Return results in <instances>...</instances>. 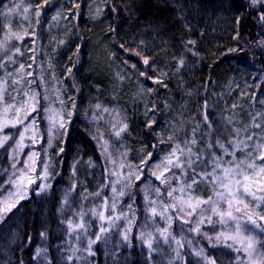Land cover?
I'll use <instances>...</instances> for the list:
<instances>
[{
  "label": "trees",
  "instance_id": "1",
  "mask_svg": "<svg viewBox=\"0 0 264 264\" xmlns=\"http://www.w3.org/2000/svg\"><path fill=\"white\" fill-rule=\"evenodd\" d=\"M19 2L20 0H0V10L6 11L5 6L11 7ZM29 2L32 7V29L36 36H26L23 41H12V44L20 47L22 54L16 56L15 64L0 69V77H4L6 72L15 74L21 64L25 65L24 71L33 75L24 78L35 80L31 87L40 94V103L45 108H60L61 112L65 111L68 134L55 136L49 147L47 123L45 118L41 121V116L46 117L47 114L41 110V115L37 116L39 133L36 135V142L33 143V133H29L27 141L31 144H26L25 151L28 148L35 150L40 153L39 162L43 159L51 164L52 178L48 183L52 188L44 197L21 201V211L11 216L7 224L0 228L4 237L0 239V246L3 248L0 252V264H19L21 259L25 264H48V260L54 264H62L58 246H66L68 237L66 225L60 223L57 208L65 189H71L73 183L78 184L70 192L69 198L75 202L76 208L83 205L85 211L94 206H102L105 195L109 205L112 203L111 187L105 188V195L99 198L91 195L99 191L102 184L107 183L106 169H113L111 163H105L101 152L104 141L108 142L110 159L115 161L114 170L124 174V168L130 171L128 165L133 169L141 167V161L145 158L142 149L144 153L150 152L153 151V144H158L157 160L171 151L172 143L168 142V136L172 134L173 124L179 128L181 121L184 122V131L178 133L180 142H183L186 134L190 137L191 128L196 123L193 118H203L205 101L208 113L217 122L226 108L231 110L233 103L239 107L232 111L244 113L245 121L248 119V112H264V106L259 102L264 100V47L259 45V41L264 39L261 36L264 28L253 19L260 15L261 5L258 4L255 9L248 10L250 14L245 17L241 26L243 39L239 45L233 39L236 31L235 17L240 14L237 8L243 0H232V7H228L229 0H107V3L105 0H51V6L42 10L39 24L35 23L34 10L43 0H24L22 7L28 6ZM190 2L198 4L199 10L188 7ZM180 3L186 6V19H181L177 14L176 5ZM77 4L80 5L79 9L76 8ZM113 5L119 9L118 12L112 11ZM125 5H129L128 12L125 11ZM98 8L101 10L99 15ZM58 12L60 16L53 21V16ZM21 18V15L12 14L14 30L19 31L22 26H27V21L21 24ZM6 22L0 18V31ZM186 24L189 26L186 27ZM141 40L147 45L148 55L155 57V65L147 70L150 76L156 79L161 78V73L165 74L161 85L153 83V79L145 80L140 71L131 67V63H124L131 55V61H139L138 68L144 69L139 57L120 48L124 44L129 49H135ZM189 40L195 41V45L188 44ZM60 41L64 43L60 44ZM237 47L242 50L230 51ZM188 48L198 54L192 55V52L187 51ZM232 56L237 57V60ZM181 57L185 66L178 71ZM8 84L11 85V79ZM164 84L167 86H163ZM22 87L28 89L29 85L25 83ZM149 88L154 91L149 92ZM8 91V103H12L11 97L17 93L11 87ZM114 94L118 99L107 105L108 112L95 107L110 100ZM19 95L23 97V92ZM153 120L157 123H153L150 130L148 125ZM122 123L128 124V130L117 138L109 126H120ZM6 132L19 139L15 129ZM161 139L165 143H159ZM39 140L47 151L57 149L56 155L50 157L37 148ZM98 140L100 144L97 143ZM61 148L64 149L63 152L60 151ZM122 153H126L123 159ZM0 154L5 157L3 150H0ZM237 156L243 158V153H237ZM121 163L126 167L121 169ZM74 164L75 175L72 168ZM0 171L3 172L0 175L1 183L3 177H9L2 158ZM148 175L145 170L142 180L135 181V186L127 190L136 193L133 197L136 212L131 232L133 247L122 241L121 234L129 224L120 219L116 221L118 227H113L107 234V242L101 241L93 245L96 254L89 256L86 251L78 253L84 259L75 264H170V261L175 264L172 249L163 245L162 241L161 249L154 252L153 258L149 260L147 248L142 249L135 239L144 226L143 188L148 184L145 178ZM60 179L64 180L61 184ZM151 179L155 181L154 177ZM158 184L159 181H155V185ZM6 189L7 185L2 190L0 200L6 197ZM197 193H202L206 198L211 195V189L201 186ZM85 196L87 199H84ZM133 199H129L127 195L117 198L116 214H127L128 205L133 203ZM100 210L103 208L100 207ZM110 212L111 208L105 215ZM88 219L91 225L89 231L94 238L101 222L91 215ZM45 226L48 240L42 242L40 231ZM105 226L107 227V222ZM208 228V225L204 226V230ZM219 230L217 225L216 231ZM13 232L18 235V239L15 243H9L13 239ZM173 232L177 237L181 235L178 223L173 225ZM28 235L33 237L32 243L21 251V247L27 244ZM187 235L189 238L195 237L194 233ZM196 240L195 247H205L208 252L218 256L223 264H229L230 261L235 264L237 253L223 246L209 248L208 240L202 236L196 237ZM71 243L76 246L74 239ZM38 246L47 247L48 260L43 256L33 259ZM82 246H87V238H84ZM183 251L189 253L187 259L195 261L196 258L190 255L191 249L185 248ZM254 260L255 264H260L259 258Z\"/></svg>",
  "mask_w": 264,
  "mask_h": 264
},
{
  "label": "snow or ice",
  "instance_id": "2",
  "mask_svg": "<svg viewBox=\"0 0 264 264\" xmlns=\"http://www.w3.org/2000/svg\"><path fill=\"white\" fill-rule=\"evenodd\" d=\"M23 4L24 0H20L19 3H15L11 7L5 6L6 11L0 10V18L7 21L3 23V29L0 31V35H2L0 38V69H6L9 64H15L16 56L22 54L20 47L12 44L13 40L23 41L26 36H36L30 18L31 3L22 7ZM258 4L261 5L260 15L253 19L261 28H264V0H243V3L237 8L240 14L235 17L236 31L233 39L237 41L238 45L243 39L241 26L245 17L250 14L248 10L255 9ZM46 6H51V0H43V3L36 6L34 10L36 24L40 23L42 10ZM232 6V0H229L228 7ZM188 7L199 10V5H193L191 2ZM76 8L79 9L80 5L77 4ZM176 8L178 16L181 19H186V6L180 3L176 5ZM100 11L98 8L97 15ZM112 11L118 12L119 9L113 5ZM125 11H129V5H125ZM12 14L21 15V24L23 25V22L27 21V26H22V30L19 31L14 30L15 21L12 19ZM59 16L58 12L56 16H53V21L57 20ZM112 31L116 30L112 29ZM261 36L264 37V33H261ZM59 43L63 44L64 42L60 41ZM188 44L195 45V41L189 40ZM259 45L264 47V39L259 41ZM120 48L124 52L139 57L144 69L138 68L139 61H131V55L124 60L125 64L131 63V67L140 71L145 80L153 79L147 70L153 68L156 61L154 56L148 55L145 41L141 40L135 49H129L124 44H121ZM239 50L242 49L239 47L230 49V51ZM187 51L192 52V55L198 54L191 48H188ZM78 53L79 47L77 56ZM178 65V71L185 66L183 57L179 60ZM24 69L25 65L21 64L15 74L6 72L4 77H0V150H3L12 161L11 168L13 169L8 180L0 185V195L6 185H11L15 189L14 192L9 193L7 198L0 200V228L7 224L11 216L21 211L23 208L21 201L28 199L31 192H34L37 197H44L52 188V185L48 183V180L52 178L51 164L41 159L40 163L43 168L39 173L33 166L36 159L40 157V153H29V161L32 163L25 161L22 169H18L16 163L18 154L24 148L25 135L30 129L33 130V143L36 142L37 116L41 115V110L47 114L49 147L55 136L68 134L67 123L62 113L56 112L51 107L45 108L40 103V94L31 87L35 80H25L24 78L33 74L25 72ZM68 70L71 72V68ZM164 75L161 73V78L153 79V83L163 84L162 77ZM119 78L123 79V77ZM9 79H11V85L8 84ZM25 83L29 85L28 89H23L22 85ZM9 87L17 93L16 96L11 97L12 103H8ZM148 91L154 90L149 88ZM20 92H23V97H20ZM44 98L47 99L46 96ZM259 102L264 106V100ZM73 107H75L74 101ZM95 107L99 109L101 105L97 104ZM153 107L155 108V106ZM207 107V101H205L202 119L199 116L193 118L196 123L191 128L190 137L186 134L183 142H180L178 133L184 131V122L181 121L179 128L173 124L172 134L168 136V142L172 143L171 151L157 160L158 144H153V151L150 152L144 153L142 149L145 158L141 161V167L133 169L128 165L130 171L126 176L122 172L114 170L115 161L110 159L108 142H103L101 152L105 157V163H111L113 169H106L107 183L102 184L100 190L91 195L99 198L105 195V188L111 187L112 203L109 205L105 195L102 206H94L85 211L83 205L76 208L75 202L70 201L69 198L70 192L74 191L78 184L73 183L71 189H65L57 208V212L60 214V223L66 225L65 231L68 237L66 246L63 244L58 246V251H61L62 264H75L76 261L84 259L83 256L78 255L81 252L86 251L89 256H94L96 253L93 250V245L101 241L107 242V234L113 227H118L116 221L120 219L129 224L121 234L122 241L129 247H133L131 232L136 212L133 197L136 193L127 190L135 186V181L142 180L145 170L149 175L145 177L148 184L143 188L144 226L135 239L139 241L142 249L147 248L149 260L153 258L154 252L161 249L163 244L172 249L175 264H223L218 256L208 252L205 247L194 246L196 237L202 236L208 240L209 248L215 249L223 246L237 253L235 264H255L254 258H259L260 264H264V112H248V119L245 121L244 113L232 111L239 107L233 103L231 110L226 108L217 122L210 116ZM104 111L108 112L109 110L105 108ZM70 115L71 113H69ZM43 119L44 117L41 116V121ZM153 123L157 122L153 120L149 123L150 130ZM112 127L117 138H120L121 134L128 130L127 123H122L119 129L116 124H113ZM10 129L16 130L19 139L6 132ZM97 143L100 144V141L98 140ZM159 143L162 144L165 141L161 139ZM60 151L63 152L64 149L61 148ZM237 153H243V158H238ZM121 156L123 159L126 157V153H122ZM225 157H231V159L226 160ZM89 164L91 166V161ZM119 167L123 169L126 165L121 163ZM72 168L73 175H75L76 165L74 164ZM29 172L32 175H29ZM111 177H115V179ZM152 177L155 178V181H159L158 185H155ZM33 185L35 187H32ZM153 185H155L154 188ZM201 186L211 189V195L205 198L202 193L198 194L197 189ZM126 195L129 199H133V203L128 205V213L116 214L117 198H123ZM84 199H87V196ZM100 207L103 210H100ZM109 208H111V212L105 215ZM89 215L97 217L101 222L99 231L95 233L94 238L89 231L91 227ZM161 221L163 223H160ZM105 222H107V227ZM177 223L181 232L179 237L173 232V225ZM205 225L209 226L208 230H204ZM217 225L220 227L219 231H216ZM185 226L188 227L185 228ZM188 233H194L195 237L189 238ZM40 237L42 242L48 240L46 226L40 231ZM2 238H4L3 233L0 232V239ZM84 238H87L86 247L82 246ZM16 239H18V235L13 232V239L9 243H15ZM73 239L76 241V246L71 243ZM32 240L33 237L28 235L27 244L21 247V251L30 245ZM196 243L199 241L196 240ZM185 248L191 249L190 255L196 258L194 262L187 259L189 253L183 251ZM2 251L3 248L0 246V252ZM47 251V247L38 246L33 259L36 260L43 256L45 260H48ZM19 264H25V262L21 259ZM48 264H54V262L48 260ZM170 264H173V261H170ZM229 264L232 262L230 261Z\"/></svg>",
  "mask_w": 264,
  "mask_h": 264
},
{
  "label": "rangeland",
  "instance_id": "3",
  "mask_svg": "<svg viewBox=\"0 0 264 264\" xmlns=\"http://www.w3.org/2000/svg\"><path fill=\"white\" fill-rule=\"evenodd\" d=\"M112 74H114V72H112ZM62 110L59 108H57L56 109V112H59V113H62V115H63V118L65 117V115H64V112L65 111H63V112H61ZM45 118V121H46V123H47V126H46V130H47V132H48V120H47V115H46V117H44ZM36 132H37V134L39 133V128H38V126H37V128H36V130H35ZM29 133H33V130L32 129H30L27 133H26V135H25V141L30 137V136H27ZM17 135H19V134H17ZM14 142V141H13ZM23 143H24V148H23V150L18 154V156H17V161H16V163H17V168L18 169H22V168H24V162L25 161H28L29 163H32V161H29V156H28V154L29 153H34V152H36L35 150H29V148L25 151V149H26V144H25V142L23 141ZM0 158H2L3 159V166H5L7 169H8V172H7V174L8 175H11V173L13 172V169L11 168V163H12V161L11 160H9V158H8V156L6 155L5 157H2V154H0ZM35 168H36V170H37V173H39L41 170H42V168H43V165L39 162V157L36 159V161H35V163H34V165H33ZM128 172H129V170H127L126 168H124V175L126 176L127 174H128ZM0 175H3V172H1L0 171ZM29 175H32V173L31 172H29ZM6 178V177H5ZM9 178V177H8ZM4 180H3V178L1 179V183H0V185H2V184H4ZM15 191V189L14 190H12V192H14ZM4 195L6 196L5 198H7L8 196H7V194H5L4 193ZM5 198H3V199H5ZM2 198H1V200H3Z\"/></svg>",
  "mask_w": 264,
  "mask_h": 264
},
{
  "label": "bare ground",
  "instance_id": "4",
  "mask_svg": "<svg viewBox=\"0 0 264 264\" xmlns=\"http://www.w3.org/2000/svg\"><path fill=\"white\" fill-rule=\"evenodd\" d=\"M262 33H264V31H263ZM232 57H235V56H232ZM235 58H236V60H237V57H235ZM119 80H120V79H119ZM251 89H253V87H252ZM117 99H118V97H117L115 94L112 95L111 98H110V100L107 99L105 102H103V104H101V108H102V109H105V108L107 107V105H109V104L112 103L111 101H115V100H117ZM253 106L255 107V105H253ZM83 115L86 116L85 113H83ZM92 117H93V118H96L97 116H92ZM93 118H92V119H93ZM120 126H121V125H120ZM120 126H117V125H116L117 129H119ZM109 128H110L111 130H113V127H112V126H109ZM121 135H122V134H121ZM27 140H29V138H28ZM27 140H26V141L24 140L25 144H28V145L31 144V142H28ZM36 146H37V148H39V149L42 150L43 152L47 153V155L50 156V157L56 155V153H57V149H54V150H48V151H47L46 148L43 147V144H42V141H41V140L38 141V143L36 144ZM3 153H4L5 156L7 155L4 151H3ZM3 180H4V181H7V180H8V177H6V178L3 177ZM63 182H64V180H63V179H60V184L63 183ZM32 187H35V185H33ZM12 190H14V188H13L11 185H7V189H6L5 193H6L7 195H9V193L12 192ZM33 197H37V196H36V194H35L34 192H31V193L29 194V198L23 200L22 202H27V201H29V200H30L31 198H33ZM24 209L28 210L26 207H24Z\"/></svg>",
  "mask_w": 264,
  "mask_h": 264
}]
</instances>
